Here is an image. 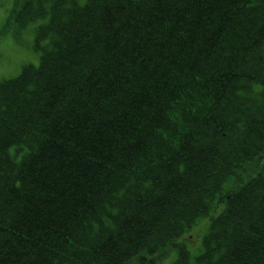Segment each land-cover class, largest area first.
Returning a JSON list of instances; mask_svg holds the SVG:
<instances>
[{
	"label": "trees",
	"instance_id": "16d2710c",
	"mask_svg": "<svg viewBox=\"0 0 264 264\" xmlns=\"http://www.w3.org/2000/svg\"><path fill=\"white\" fill-rule=\"evenodd\" d=\"M15 4L0 35L48 21L0 79V264H264V0Z\"/></svg>",
	"mask_w": 264,
	"mask_h": 264
},
{
	"label": "rangeland",
	"instance_id": "374dc122",
	"mask_svg": "<svg viewBox=\"0 0 264 264\" xmlns=\"http://www.w3.org/2000/svg\"><path fill=\"white\" fill-rule=\"evenodd\" d=\"M16 0H0V32L5 21L16 9ZM80 3H85L86 0H79ZM46 18L37 19L31 22L26 28L20 32L16 29H11L4 35H0V79L13 78L19 75L24 66L28 64L39 65L41 52L37 51L35 46V28L41 23H45ZM209 219L202 221L200 226L193 229L194 238L189 234H185L188 241V249L192 256L197 255L202 249V240L208 229ZM177 252L172 249L169 254L163 257L157 264H174ZM129 264H148L131 262Z\"/></svg>",
	"mask_w": 264,
	"mask_h": 264
},
{
	"label": "bare ground",
	"instance_id": "6f19581e",
	"mask_svg": "<svg viewBox=\"0 0 264 264\" xmlns=\"http://www.w3.org/2000/svg\"><path fill=\"white\" fill-rule=\"evenodd\" d=\"M247 79H250V78L247 77ZM193 95L194 94L192 93V96ZM195 106H196L195 102L190 103L188 105V107H186L187 109H185L184 111H182V110L180 111L178 109V107H173L172 109L169 110L168 116L174 117V122L177 121L176 120L177 118H183L184 117L183 119H185V117L189 116V113H195V111H196ZM235 112H238V111L236 110ZM256 119L257 118H255L252 115L248 117V122H249V125L252 127V130L254 128V124H255L254 122H255ZM172 129L173 128L169 129L172 133L171 132L168 133L165 129H161V130L157 131V134H158V136L161 135V136H163V138H169V139H173V135L174 136L177 135L179 138H182L181 140H184L183 144L186 143L185 141H189L190 140L189 139L190 134L185 132V131H183V129H180V128L175 129V130L174 129L172 130ZM252 130L248 133V136L252 135ZM260 130H263V129H260ZM195 144H196V142L192 143V145L196 146ZM185 146H186V144H185ZM252 146H253V144H252ZM252 146H248L247 149L251 150L253 148ZM169 159H172V156H171V152H169L168 150L165 149V150H161L160 152H158V151L155 152L154 155H152L151 159H149L148 161L144 162L146 165L141 167L140 175L145 178L144 174L147 173L148 170H150V166H147V164H150V165H152L151 172L153 171V169H156L155 173H151V174L153 175V177H155V178L160 180L161 179V175H160L161 174L160 173L161 170L162 169H168L171 166H173L172 164H170ZM10 175L13 176V177H16L17 175L21 176V173L20 172H17V173L16 172H11ZM150 177H152V176H150ZM178 177L180 178V176H178ZM139 196L141 198L140 200H142V198L144 197V193H140ZM190 203H191L192 210H194V196L190 200ZM201 207L202 206H200L199 208H201ZM239 213H241L240 210H239ZM168 250H172V248L170 247V248H168Z\"/></svg>",
	"mask_w": 264,
	"mask_h": 264
}]
</instances>
